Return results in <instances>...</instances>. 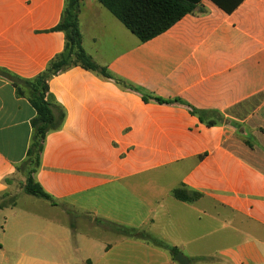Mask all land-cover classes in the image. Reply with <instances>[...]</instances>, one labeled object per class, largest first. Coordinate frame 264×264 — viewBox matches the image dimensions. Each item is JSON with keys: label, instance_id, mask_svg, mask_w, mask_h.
Wrapping results in <instances>:
<instances>
[{"label": "crops", "instance_id": "crops-1", "mask_svg": "<svg viewBox=\"0 0 264 264\" xmlns=\"http://www.w3.org/2000/svg\"><path fill=\"white\" fill-rule=\"evenodd\" d=\"M63 8L0 0V69L43 72L64 49ZM76 17L111 78L48 77L65 118L33 177L50 199L22 191L0 209V264H264V0L231 13L200 0L144 43L97 0H79ZM34 117L0 77V197L16 190Z\"/></svg>", "mask_w": 264, "mask_h": 264}, {"label": "trees", "instance_id": "trees-1", "mask_svg": "<svg viewBox=\"0 0 264 264\" xmlns=\"http://www.w3.org/2000/svg\"><path fill=\"white\" fill-rule=\"evenodd\" d=\"M110 13L117 18L122 25L130 31L141 43L166 32L178 20L191 13L195 4L200 0H97ZM226 13H231L241 3V0H210ZM79 0H64V8L60 21L53 28L54 31L62 32L65 36V45L62 52L55 55L46 65L43 72L32 79H22L4 69H0V77L7 80L14 88L16 95L25 97L35 111V117L30 125L32 135L26 153L25 160L17 170L25 174L23 192L34 197L49 200L50 197L35 182L34 174L39 167L40 154L43 150L45 137L48 133L58 130L65 118V111L57 105L54 97L48 89V77L65 72L72 67H80L84 70L95 72L103 78H111L104 68L97 67L84 53L80 44V35L77 28V7ZM144 101L147 98L142 97ZM158 103H169L154 98ZM174 198L180 201L196 199L199 195L187 196L183 189L172 192ZM12 205V204H11ZM6 207L1 204L0 209ZM124 235L142 237L144 240L165 247L161 242L149 238L143 234L131 230L114 227ZM175 255V249H169Z\"/></svg>", "mask_w": 264, "mask_h": 264}, {"label": "rangeland", "instance_id": "rangeland-1", "mask_svg": "<svg viewBox=\"0 0 264 264\" xmlns=\"http://www.w3.org/2000/svg\"><path fill=\"white\" fill-rule=\"evenodd\" d=\"M25 174L24 172L23 173H20L18 172V176H17V180H16V183H15V191L10 193V194H6L5 196H2L0 197V205L3 204L5 206H10L11 204H14V201H15V197L17 195V193H20L23 191V185H24V182H25ZM29 203V201H26V200H22V199H19V204L22 206V207H25L27 206Z\"/></svg>", "mask_w": 264, "mask_h": 264}, {"label": "water", "instance_id": "water-1", "mask_svg": "<svg viewBox=\"0 0 264 264\" xmlns=\"http://www.w3.org/2000/svg\"><path fill=\"white\" fill-rule=\"evenodd\" d=\"M176 261L178 262V264H186L185 259L180 254L176 256Z\"/></svg>", "mask_w": 264, "mask_h": 264}]
</instances>
